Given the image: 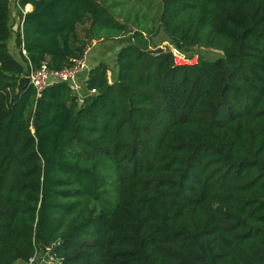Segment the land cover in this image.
Masks as SVG:
<instances>
[{
	"label": "trees",
	"instance_id": "obj_1",
	"mask_svg": "<svg viewBox=\"0 0 264 264\" xmlns=\"http://www.w3.org/2000/svg\"><path fill=\"white\" fill-rule=\"evenodd\" d=\"M161 1L173 47L153 53L157 30L100 0H21L17 55L0 0V264L47 247L43 264H264V0ZM113 29L125 39L90 68L83 102L61 81L17 91Z\"/></svg>",
	"mask_w": 264,
	"mask_h": 264
},
{
	"label": "rangeland",
	"instance_id": "obj_2",
	"mask_svg": "<svg viewBox=\"0 0 264 264\" xmlns=\"http://www.w3.org/2000/svg\"><path fill=\"white\" fill-rule=\"evenodd\" d=\"M103 5H105L111 14L119 21L125 23L130 29H143L148 30L150 28H155L157 33L152 37V42L154 45L163 46L164 48H172L173 46L167 39V35L161 28L160 16L162 13L163 5L161 0H100ZM83 28L80 29L81 33ZM117 29L97 32L96 37L101 38L98 43L94 41H89L92 45V51L90 53V58L95 65L101 62L107 61L112 64L114 53L119 46L120 42L125 39V36L118 37L116 39H110L109 35L116 34ZM97 38V39H98ZM100 43V44H99ZM101 49V51L99 50ZM196 52L205 56L209 59H216L222 55V52L216 49L208 48H198ZM179 62L183 60L181 56H177ZM197 61V57L193 58L191 62ZM108 174H111L112 170H106ZM108 191L100 205L103 207L111 208L115 205L118 197V180L115 173L109 179L107 184ZM45 252H40L37 255L36 261L33 264H40V259H43ZM15 264H28L24 262H17Z\"/></svg>",
	"mask_w": 264,
	"mask_h": 264
},
{
	"label": "built area",
	"instance_id": "obj_3",
	"mask_svg": "<svg viewBox=\"0 0 264 264\" xmlns=\"http://www.w3.org/2000/svg\"><path fill=\"white\" fill-rule=\"evenodd\" d=\"M20 1L21 0H14L19 7ZM91 48L92 45L88 44L82 56L71 58L70 64L64 66L60 70L51 69L46 61L42 62L38 68H32L28 76L29 83H31L35 89V98H40L48 86L61 81L68 83L72 91L78 94L81 100H83L84 86L88 79V73L90 70L88 57ZM174 53L176 54V57L181 56L183 58L181 62H191L192 59L195 58L193 57L192 59H188L184 55L177 54L175 50ZM177 61L179 60L177 59ZM40 252H45L43 259H40V264L56 260L54 255L51 253V247H47L45 251L36 252L35 255L29 258L27 263L33 264Z\"/></svg>",
	"mask_w": 264,
	"mask_h": 264
},
{
	"label": "crops",
	"instance_id": "obj_4",
	"mask_svg": "<svg viewBox=\"0 0 264 264\" xmlns=\"http://www.w3.org/2000/svg\"><path fill=\"white\" fill-rule=\"evenodd\" d=\"M11 9H12V20H13V24H14V33L12 35V38L10 39L9 41V46H10V49L12 52L16 53L17 55L19 54V48L16 46V31L19 29V25L21 24L20 23V14H19V10H20V7L14 2H12V5H11ZM22 9V12L23 13H26V12H29L33 9V5L31 3H27ZM82 27L79 28V30L81 29ZM81 32V31H80ZM118 37H121V36H118ZM117 37V38H118ZM102 37L98 38V39H93L94 43H98L97 41L101 40ZM100 44V43H99ZM99 50L101 51V49L99 48ZM92 49L90 50L89 52V57H88V61H89V65H90V68L91 67H94L95 66V63L96 62H93V60H91L90 58V53H91ZM25 52V51H24Z\"/></svg>",
	"mask_w": 264,
	"mask_h": 264
},
{
	"label": "water",
	"instance_id": "obj_5",
	"mask_svg": "<svg viewBox=\"0 0 264 264\" xmlns=\"http://www.w3.org/2000/svg\"><path fill=\"white\" fill-rule=\"evenodd\" d=\"M165 48L163 46H158L156 48H152L150 51L153 53H159L161 51H163ZM175 52L179 55H183L181 52H179L178 50H175ZM188 59H192L194 57V55H188L185 56ZM29 83V76L25 75L22 78L19 79L18 81V85H17V91L22 90L23 88H25ZM81 102H83V100H81Z\"/></svg>",
	"mask_w": 264,
	"mask_h": 264
}]
</instances>
